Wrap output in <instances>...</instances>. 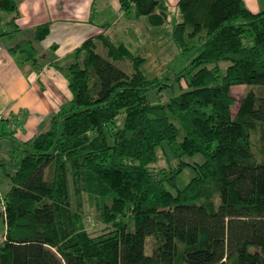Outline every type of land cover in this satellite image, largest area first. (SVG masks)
Returning <instances> with one entry per match:
<instances>
[{
	"label": "trees",
	"instance_id": "16d2710c",
	"mask_svg": "<svg viewBox=\"0 0 264 264\" xmlns=\"http://www.w3.org/2000/svg\"><path fill=\"white\" fill-rule=\"evenodd\" d=\"M120 6L141 22L137 46L100 37L103 55L85 40L82 58L66 69L71 99L47 129L20 142L27 161L4 197L0 264H264V10L244 0ZM3 13L14 19L17 2L0 0V25ZM48 31L38 26L35 39ZM166 38L190 57L173 69L174 83L164 80L172 70L148 64V45L156 53ZM10 49L35 58L32 41ZM116 61H129L131 72ZM221 61L229 62L224 71ZM235 85L249 89L233 114ZM11 135L0 128V137ZM165 144L175 157H203L174 193L189 163L155 167ZM85 202L104 225L98 234L85 226Z\"/></svg>",
	"mask_w": 264,
	"mask_h": 264
},
{
	"label": "crops",
	"instance_id": "0c3cea01",
	"mask_svg": "<svg viewBox=\"0 0 264 264\" xmlns=\"http://www.w3.org/2000/svg\"><path fill=\"white\" fill-rule=\"evenodd\" d=\"M15 1L17 15L13 19L14 13H3L0 25V128L12 132L0 139L22 142L47 129L51 116L71 99L66 69L73 62H66L82 43L100 37L130 41L141 22L126 18L120 0ZM167 1L172 9L178 2ZM244 2L254 13L264 10V0ZM43 24H49V31L36 40ZM24 41L33 42L34 59L10 49Z\"/></svg>",
	"mask_w": 264,
	"mask_h": 264
},
{
	"label": "rangeland",
	"instance_id": "374dc122",
	"mask_svg": "<svg viewBox=\"0 0 264 264\" xmlns=\"http://www.w3.org/2000/svg\"><path fill=\"white\" fill-rule=\"evenodd\" d=\"M3 16H7V13H4ZM141 25L139 24L137 26V29H135L137 32L139 30L140 32H143L140 28ZM142 33L137 34L139 37ZM136 36V34H135ZM147 34H145L144 37L140 38V43H144L145 37ZM130 37L128 40L132 41L134 43V46L137 44L134 42V39ZM129 42V41H127ZM96 44L98 46L97 51L105 55V48L103 47L102 40L99 39L96 41ZM159 45H163L158 51L152 52V47L150 44L148 47H150L148 50L150 51L148 54L149 56V68L154 69L157 73L162 74L163 72H171L168 76L167 80L168 83H174V71L173 69H177L180 67H183L188 64L190 57H185L183 55H180L178 49L171 43V40L169 38L164 39L162 42H158ZM82 58V54L77 52L74 54L73 58L69 60V62H66L67 65L70 62H75L77 60H80ZM68 61V60H67ZM65 63V65H66ZM118 66L125 69L127 72H131L130 62L129 61H116L115 62ZM229 64L228 61H221L220 66L222 68V71L225 70L227 65ZM173 81V82H172ZM183 85L185 86L186 83L183 82ZM175 89L176 91L174 93L179 92L178 84L175 82ZM249 89L246 85H235L231 88V93L234 98V105L232 106V112L233 114L236 113V110L238 108L240 99L245 94V92ZM162 99L164 100L169 92H167L165 89L162 90ZM158 90L156 88L151 89L148 93V98L150 101L155 102L159 98L158 96ZM123 119V114L118 117V123H120ZM257 132L253 134L254 139V147L258 148V142H257ZM9 142L11 143V146L13 147V151L9 152L8 149L11 146L9 145ZM165 148L158 149V160L154 164L155 167H167L169 164H176L179 159L189 163L188 165H185L182 172L177 176L176 179V186L170 187L171 192L174 193L177 188H183L186 183L191 179V177L195 174L194 169L192 168L191 164H195L197 162H202L203 157L200 154L195 155H183L180 158L175 157L172 145H164ZM27 161V159L24 156V152L22 150V147L20 145V142L13 141L11 138H1L0 139V246L4 241V236L6 233V221L4 217V197L8 189L10 188L11 184V175L14 174V172ZM72 188V187H71ZM85 209L86 213L84 214L85 219V226L88 231L94 232V234L100 233L102 227L104 226L99 222V220L94 217V215L91 213V210L87 203L85 202ZM153 243V239L151 237L146 238L145 242V252L151 253L152 248L151 244Z\"/></svg>",
	"mask_w": 264,
	"mask_h": 264
},
{
	"label": "built area",
	"instance_id": "2783aa9c",
	"mask_svg": "<svg viewBox=\"0 0 264 264\" xmlns=\"http://www.w3.org/2000/svg\"><path fill=\"white\" fill-rule=\"evenodd\" d=\"M0 49H2V47L0 46ZM4 238H5V236H4Z\"/></svg>",
	"mask_w": 264,
	"mask_h": 264
}]
</instances>
